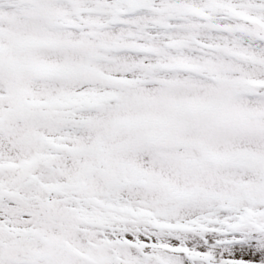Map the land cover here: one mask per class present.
Returning <instances> with one entry per match:
<instances>
[{
  "label": "snow or ice",
  "instance_id": "snow-or-ice-1",
  "mask_svg": "<svg viewBox=\"0 0 264 264\" xmlns=\"http://www.w3.org/2000/svg\"><path fill=\"white\" fill-rule=\"evenodd\" d=\"M0 264H264V0H0Z\"/></svg>",
  "mask_w": 264,
  "mask_h": 264
}]
</instances>
